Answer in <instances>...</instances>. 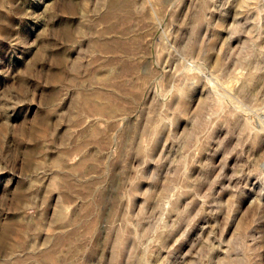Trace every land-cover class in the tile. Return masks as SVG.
<instances>
[{
  "label": "rangeland",
  "instance_id": "obj_1",
  "mask_svg": "<svg viewBox=\"0 0 264 264\" xmlns=\"http://www.w3.org/2000/svg\"><path fill=\"white\" fill-rule=\"evenodd\" d=\"M0 264H264V0H0Z\"/></svg>",
  "mask_w": 264,
  "mask_h": 264
}]
</instances>
